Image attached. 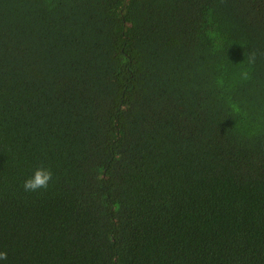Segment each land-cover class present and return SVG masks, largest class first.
<instances>
[{"label":"trees","instance_id":"16d2710c","mask_svg":"<svg viewBox=\"0 0 264 264\" xmlns=\"http://www.w3.org/2000/svg\"><path fill=\"white\" fill-rule=\"evenodd\" d=\"M0 251L264 264V0H0Z\"/></svg>","mask_w":264,"mask_h":264},{"label":"clouds","instance_id":"9594fccd","mask_svg":"<svg viewBox=\"0 0 264 264\" xmlns=\"http://www.w3.org/2000/svg\"><path fill=\"white\" fill-rule=\"evenodd\" d=\"M248 62L249 63L255 62L254 52L249 54ZM241 77L244 80L250 79V72L245 70L244 72L241 73ZM52 180H53V172L51 168L41 165L40 167L34 170L32 176H30L23 182V189L25 192L28 193L38 192L40 190H47ZM6 259H7V252L0 251V260H6Z\"/></svg>","mask_w":264,"mask_h":264}]
</instances>
